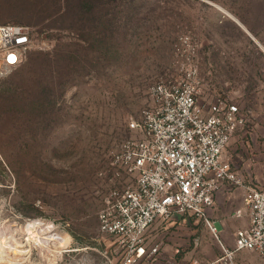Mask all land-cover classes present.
Listing matches in <instances>:
<instances>
[{
    "label": "rangeland",
    "instance_id": "rangeland-1",
    "mask_svg": "<svg viewBox=\"0 0 264 264\" xmlns=\"http://www.w3.org/2000/svg\"><path fill=\"white\" fill-rule=\"evenodd\" d=\"M10 23L33 42L0 84V239L39 219L69 236L56 257L35 250L18 264H117L125 245L98 219L127 179L114 155L135 136L149 87L180 73L189 46L200 69V53L210 64L201 103L243 91L247 125L227 155L264 188V78L238 76H264V0H0V24Z\"/></svg>",
    "mask_w": 264,
    "mask_h": 264
},
{
    "label": "built area",
    "instance_id": "built-area-1",
    "mask_svg": "<svg viewBox=\"0 0 264 264\" xmlns=\"http://www.w3.org/2000/svg\"><path fill=\"white\" fill-rule=\"evenodd\" d=\"M32 42L28 26L0 24V84L27 59ZM182 50L178 44V54ZM185 50L186 58L177 59L180 73L149 87L150 102L130 123L135 136L114 155L112 165L123 170L115 174L127 179L105 197L98 219L103 234L117 237L113 244L121 240L125 245L117 264L154 259L161 243L148 242L150 228L179 216L195 217L208 227L219 251L210 264H240L238 253L244 250L264 258V188L246 181L227 155L233 138L247 125V113L228 95L199 101L198 49ZM224 186L245 188L248 224L236 230L233 246L223 241L210 216ZM236 213L243 215L241 209Z\"/></svg>",
    "mask_w": 264,
    "mask_h": 264
},
{
    "label": "crops",
    "instance_id": "crops-1",
    "mask_svg": "<svg viewBox=\"0 0 264 264\" xmlns=\"http://www.w3.org/2000/svg\"><path fill=\"white\" fill-rule=\"evenodd\" d=\"M200 54L202 58L201 76L203 79H207L210 76L207 70L210 64L205 58L206 53ZM238 76L240 81L260 82L264 78V76L254 72L251 75L241 73ZM237 98H240L239 101L245 108L242 102L245 95L242 90L238 93ZM240 134L241 130L234 138ZM236 169L246 181L255 183L252 175H249L247 179L243 170ZM244 195L245 188L243 186L234 189L224 186L216 193L214 205L210 209L211 219L215 221L223 241L229 246L234 245L236 230L248 224V217L244 213L243 206ZM240 209L243 211V215L238 216L236 212ZM152 232L154 234L151 235ZM150 235L152 237L148 239ZM147 240L152 244L160 242L161 249L154 259L143 260L140 264H210L219 252L217 241L211 236L208 227L192 216H179L171 221L156 222L149 230ZM237 258L240 264H264V258L252 251H240Z\"/></svg>",
    "mask_w": 264,
    "mask_h": 264
},
{
    "label": "bare ground",
    "instance_id": "bare-ground-1",
    "mask_svg": "<svg viewBox=\"0 0 264 264\" xmlns=\"http://www.w3.org/2000/svg\"><path fill=\"white\" fill-rule=\"evenodd\" d=\"M236 21L239 22L238 19ZM39 220H32L20 227L17 233L21 238L13 237L14 245H11L13 241L0 239V262L18 264L35 250L46 260L63 252L69 239L68 234L58 235L54 227Z\"/></svg>",
    "mask_w": 264,
    "mask_h": 264
},
{
    "label": "snow or ice",
    "instance_id": "snow-or-ice-1",
    "mask_svg": "<svg viewBox=\"0 0 264 264\" xmlns=\"http://www.w3.org/2000/svg\"><path fill=\"white\" fill-rule=\"evenodd\" d=\"M12 59L14 60L15 58L13 57Z\"/></svg>",
    "mask_w": 264,
    "mask_h": 264
}]
</instances>
